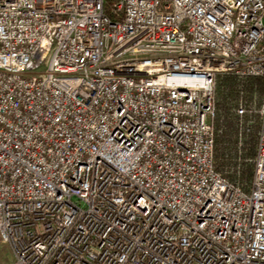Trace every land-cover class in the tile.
Returning a JSON list of instances; mask_svg holds the SVG:
<instances>
[{
	"label": "built area",
	"instance_id": "built-area-1",
	"mask_svg": "<svg viewBox=\"0 0 264 264\" xmlns=\"http://www.w3.org/2000/svg\"><path fill=\"white\" fill-rule=\"evenodd\" d=\"M223 75L264 78V0H0L14 264H264V103L245 190L215 165Z\"/></svg>",
	"mask_w": 264,
	"mask_h": 264
},
{
	"label": "trees",
	"instance_id": "trees-1",
	"mask_svg": "<svg viewBox=\"0 0 264 264\" xmlns=\"http://www.w3.org/2000/svg\"><path fill=\"white\" fill-rule=\"evenodd\" d=\"M241 100L254 105L255 109L260 108L264 103V78L219 76L216 87V169L249 190L254 178L261 118L257 110L240 116L236 109Z\"/></svg>",
	"mask_w": 264,
	"mask_h": 264
},
{
	"label": "crops",
	"instance_id": "crops-1",
	"mask_svg": "<svg viewBox=\"0 0 264 264\" xmlns=\"http://www.w3.org/2000/svg\"><path fill=\"white\" fill-rule=\"evenodd\" d=\"M15 258L11 247L1 241L0 237V264H14Z\"/></svg>",
	"mask_w": 264,
	"mask_h": 264
},
{
	"label": "rangeland",
	"instance_id": "rangeland-1",
	"mask_svg": "<svg viewBox=\"0 0 264 264\" xmlns=\"http://www.w3.org/2000/svg\"><path fill=\"white\" fill-rule=\"evenodd\" d=\"M244 103H245V101H244ZM246 104V103H245ZM262 105V104H261ZM246 106H247V108H248V112L247 113H253V112H255L254 110H257V109H259V108H254V105H250V104H246ZM252 110V111H251Z\"/></svg>",
	"mask_w": 264,
	"mask_h": 264
}]
</instances>
